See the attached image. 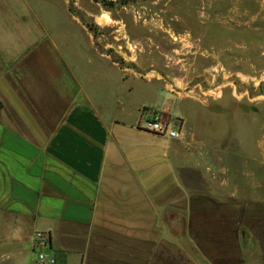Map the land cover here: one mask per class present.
<instances>
[{
  "label": "crops",
  "instance_id": "crops-1",
  "mask_svg": "<svg viewBox=\"0 0 264 264\" xmlns=\"http://www.w3.org/2000/svg\"><path fill=\"white\" fill-rule=\"evenodd\" d=\"M49 6L0 0L1 264H36V232L49 236L54 264H159L169 238L192 264H249L243 234L264 204L221 198L196 174L181 179L186 149L141 116L138 125L106 118L87 70L48 28ZM155 90L154 117L193 131L181 109L194 117L196 103Z\"/></svg>",
  "mask_w": 264,
  "mask_h": 264
},
{
  "label": "rangeland",
  "instance_id": "rangeland-1",
  "mask_svg": "<svg viewBox=\"0 0 264 264\" xmlns=\"http://www.w3.org/2000/svg\"><path fill=\"white\" fill-rule=\"evenodd\" d=\"M48 1L44 20L87 70L89 94L106 118L151 119L160 86L194 101V117L181 109L193 131L167 118L183 126L179 177L196 174L221 198L264 204V0ZM254 222L242 250L246 263L264 264V218ZM158 254L159 264H192L170 238Z\"/></svg>",
  "mask_w": 264,
  "mask_h": 264
},
{
  "label": "built area",
  "instance_id": "built-area-1",
  "mask_svg": "<svg viewBox=\"0 0 264 264\" xmlns=\"http://www.w3.org/2000/svg\"><path fill=\"white\" fill-rule=\"evenodd\" d=\"M145 129L155 135L165 137L169 140H180L183 136V130L181 125H173L172 122L163 121L160 118L152 117L145 121ZM50 244L49 236L36 232L32 239V245L37 248V264H54L55 259L48 256L44 249Z\"/></svg>",
  "mask_w": 264,
  "mask_h": 264
},
{
  "label": "trees",
  "instance_id": "trees-1",
  "mask_svg": "<svg viewBox=\"0 0 264 264\" xmlns=\"http://www.w3.org/2000/svg\"><path fill=\"white\" fill-rule=\"evenodd\" d=\"M111 3H112V2H111ZM104 6H107V5L104 4ZM89 30L92 31L91 27H89ZM49 241H50V238H49Z\"/></svg>",
  "mask_w": 264,
  "mask_h": 264
},
{
  "label": "bare ground",
  "instance_id": "bare-ground-1",
  "mask_svg": "<svg viewBox=\"0 0 264 264\" xmlns=\"http://www.w3.org/2000/svg\"><path fill=\"white\" fill-rule=\"evenodd\" d=\"M100 23L106 24V22H104V21H100Z\"/></svg>",
  "mask_w": 264,
  "mask_h": 264
}]
</instances>
